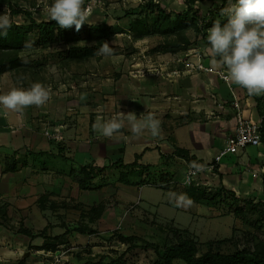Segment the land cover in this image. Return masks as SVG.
I'll list each match as a JSON object with an SVG mask.
<instances>
[{"label": "crops", "instance_id": "crops-1", "mask_svg": "<svg viewBox=\"0 0 264 264\" xmlns=\"http://www.w3.org/2000/svg\"><path fill=\"white\" fill-rule=\"evenodd\" d=\"M203 44L204 48L198 50L203 51L204 63L215 69L222 68L212 63V56L204 42L202 46ZM179 55H183V52L164 53L157 59L150 60L152 61L150 65L156 67L168 63L167 66H163L162 73L134 75L131 73L130 76L122 73L117 76L110 101L113 105L111 109L101 106L102 98L72 99V102L81 108L67 107L68 112L66 111L62 118L58 117L55 110L47 115L34 114L29 110L32 107H28V110L26 108L22 113L9 112L5 116L4 110L0 108V201L6 205L4 215L15 217L16 223L35 232L48 227V234L60 233L64 229L56 225V220H51V217L58 213L49 205L51 200L56 198L57 194L54 191H57V184L66 182V178L77 183L73 169L89 161L96 168L107 166L115 168L116 171L118 168L112 166L113 162L121 158L124 163H130L136 160L137 155L139 164L149 165L154 173H163L171 177L172 188L165 189L152 184H129L128 187H122L121 182L116 180L97 189H82L77 183L80 190L79 200L86 204L91 203L90 206H97L104 200V196L99 198L91 194L89 197L82 192H98L111 186L112 191L109 193L116 196V200L134 201L135 198H140L142 186L149 185L163 189L167 193L166 200L159 202L158 210L166 206L174 209L172 213L180 209L191 212L192 205L187 208L176 207L169 201V192L181 194L184 193L183 187H187L181 181H175L173 175L176 171L185 173L193 162L210 163L214 160L226 138L235 130L236 110L233 105L235 97L245 117L253 121H264V98L258 102V98L264 95H249L246 89L231 82L227 83L216 72H182L179 75L167 76V73L177 65L172 58ZM139 62L145 64L146 60ZM89 102L93 103L89 105ZM95 103L96 106L93 105ZM120 111L125 113L134 111L137 117L141 114L145 116L153 114L161 121V136L153 137L145 130L137 137L126 126L121 134L107 138L93 129V124L98 118L108 120ZM87 112L93 114L88 116ZM45 128L50 130L46 131ZM57 135L60 137H55ZM176 148L184 149L187 153L177 152ZM14 153L20 158L18 169L3 172L4 164ZM25 153L32 154L26 156ZM110 153H118L119 157L113 161ZM57 156L69 159L71 165L56 166L52 160ZM191 156L194 157L193 161L189 160ZM106 159L109 161L108 165L105 164ZM104 172L105 170L103 174ZM253 173L257 175L254 176ZM263 174L262 139L259 145L241 147L237 152L225 155L218 163L214 174H200L197 177L199 185L192 187L217 189L222 186L235 192L239 197H253L259 200L264 199ZM134 187L138 188L136 194L131 192ZM187 196L192 199L195 207L201 205L200 202H194L195 193H188ZM97 211L95 221L102 225L107 222V228H111L116 222L117 212L113 210L109 214L102 209ZM194 211L193 218L202 212L201 207L200 210ZM94 225L90 224L96 227ZM8 231L0 230V264H3L4 260H9L19 250L28 254L23 251L27 244L40 245L43 242L41 236L30 238L24 233H17L18 246L14 247L19 250L9 248L6 245L11 237ZM26 263L28 264L27 258Z\"/></svg>", "mask_w": 264, "mask_h": 264}, {"label": "rangeland", "instance_id": "rangeland-1", "mask_svg": "<svg viewBox=\"0 0 264 264\" xmlns=\"http://www.w3.org/2000/svg\"><path fill=\"white\" fill-rule=\"evenodd\" d=\"M144 1L147 0H85V5L90 12V23H101L104 20H108L115 21L118 25L120 24L127 27V23L130 20L129 17H117L123 15L125 10H131ZM154 1L159 2L172 11H181L185 7L184 0ZM195 1L202 12H206L207 8L211 5L210 0ZM12 2H14L17 7L27 10L36 20H48L45 9L52 0H12ZM232 2H234V0H232ZM227 4L228 0L226 6ZM4 10L10 14L13 21H26L24 14H11V9L7 4H0V14H3ZM135 17L137 16H130V18ZM224 21L225 18L221 17V22L223 23ZM186 34L191 40H194V44L190 45L184 51L180 50L178 52L184 53L188 51L189 48H204V44L202 46V42L204 41L197 37L193 29L186 30ZM172 37L173 36L165 37L161 35H151L135 39L131 31L126 29L108 38L109 43L113 45L114 49V54L112 56L103 57L93 55L85 57L82 60H65L62 59L60 54L62 51H65L71 43L84 44L86 41L83 40L71 43L57 41L45 48L23 50L21 55L26 56L28 59H43L44 62L38 67L21 68L3 73L0 76V94L7 92L12 87L27 88L32 83L39 82L51 89V99L43 107L31 106L32 108H29V110L34 114L38 113L40 115L41 113V115H47L53 113L55 110L57 111L58 117L62 118L68 112L67 107L74 106L78 109L81 108L80 105L72 102V99L80 98L81 100L102 98L103 104L101 106L111 109L113 105L110 101L114 92L116 77L122 73L127 76L136 73L139 74L136 71L137 68L147 69L152 63V61H150L151 59H157L158 56L164 54L156 50V47L166 39L170 40ZM193 45L195 47H193ZM140 60H146V63H148L142 64V62H139ZM90 103L93 102H89V105ZM93 105L96 106V103ZM107 111H110V113L112 112V110ZM87 113L88 116L93 114V112ZM45 130L47 131L50 129L45 128ZM47 136H49L48 133ZM117 154L118 153H110V156L113 157V161L119 157ZM126 158H128V155H126ZM52 161L53 164L58 167H69L71 165L69 159L60 156L55 157ZM105 161V164L108 165V159ZM116 171L118 172V170ZM116 171L115 168L107 167L104 175H106L110 182H116L118 176ZM183 175L184 173L181 171H176L173 175V179L180 182ZM65 181L66 182L57 184V191H54L53 188V191L57 195L55 199L51 200L49 205L53 207L54 211L58 214L52 216L51 220H56V225H59L64 230L66 226L73 227L78 224L90 226V224H95L94 226L96 227L94 228H96L97 232L83 233L82 235L78 232L71 231L66 237L67 243L59 244L58 250L56 251L37 249L36 244L29 243L23 249V251L28 252V254H24L21 250L17 249V247H14L18 246L17 239L19 235H17V233H21L15 230V226L18 227L22 224L16 223L15 217H7V220L9 219V224L14 226V228L12 227L13 230L8 229L7 224L4 225L1 223L2 219H6V215H4L6 205L0 201V230H10L8 233L11 237L6 245L9 246V248L19 250L13 254L9 260H4L3 264H27L26 258L28 264H65L68 262L77 264L86 259H96L100 255L106 258L115 257L125 249L126 245L119 242L115 236L112 235L114 231H120L125 234H137L142 237L143 241L157 244L160 248L164 247L165 244L176 242L180 236L193 237L199 242L202 249L206 247L203 243L209 239L232 237V241H226L219 245L224 251H233L236 247L252 244L254 241L264 238V225L255 228L253 227L254 225L252 226L253 223L250 222L247 224L241 220L240 217L235 216L233 212L229 211L231 206L229 201L231 202L233 200L225 197L226 195L222 197L218 196L216 199H212L207 203L200 202L201 205L196 207L192 204L190 207L191 212L180 209L177 212L175 211L176 213H172L174 209L170 207L162 206L159 210L157 209L159 202L166 200L165 197L167 193H165L163 189L149 185L142 186L139 192L140 198H135L134 201H127L124 199H120L119 201L116 200V196H112V194L109 193L112 191L111 186H107L98 192H82V194L89 197L92 196L91 194L99 198L104 196V200L100 202V204L102 203V211L104 210L109 213L115 210L117 212L116 222L111 228H107V222L102 225L95 221L98 211L90 210L89 207H91V203L86 204L79 200L78 193L80 190L77 183L73 180L70 181L68 178H66ZM128 185L127 183L121 182L122 187H128ZM182 190L187 194L196 193L194 187L191 186L183 187ZM205 191L208 194H213V192H216V188H205ZM131 192L132 194H136L138 188L134 187ZM204 205H210V207L207 208ZM232 205L239 206V203L236 202ZM200 207L202 212L193 218L194 210H200ZM54 230L55 229H51V231ZM47 233H49L48 227ZM128 255L131 264H154L153 261L156 258V254L152 248H137L129 252ZM173 264L185 263L176 259Z\"/></svg>", "mask_w": 264, "mask_h": 264}, {"label": "trees", "instance_id": "trees-1", "mask_svg": "<svg viewBox=\"0 0 264 264\" xmlns=\"http://www.w3.org/2000/svg\"><path fill=\"white\" fill-rule=\"evenodd\" d=\"M211 5L206 12H202L201 8L196 4L195 0H184L185 7L181 11H172L154 0H147L139 3L131 10H125L122 16L129 17L127 27L118 25L115 21L104 20L101 23L85 24L79 32L75 31L74 26L70 29H62L55 21L36 20L31 14L20 7H17L12 0H0V4H7L11 9V14L22 13L26 17L24 22L12 21V27L8 30L7 37H0V76L8 71L21 68L38 67L44 61L39 58L28 59V63L23 64L20 57L21 52L27 49H40L48 45L60 41L64 43L77 42L78 40L86 41L84 44H70L61 52L62 59L65 60H82L85 57L95 55L98 48L103 42H108V38L118 32L126 29L131 31L135 39L144 38L151 35L173 36L170 40H165L156 48L163 53H176L184 51L190 45L194 44L186 34V30L193 29L197 37L204 41L207 48L210 45L207 42V28L215 21H221L220 10L226 6L227 0H210ZM136 15L135 18L130 16ZM11 17V16H10ZM33 41L31 48H25V42ZM92 41V42H91ZM91 42V43H90ZM113 48V45L109 43ZM264 96L258 98V102ZM258 108L259 103H258ZM261 134L264 140V121L261 122ZM177 152L187 153L186 150L176 148ZM17 153V152H16ZM12 154L4 164L3 172L15 171L18 169L19 156ZM32 153H25L28 156ZM136 160L130 163H124L121 158L112 163V166L118 168V176L116 180L132 185L152 184L165 189L172 188L171 177L165 176L163 173H154L150 170L149 165L139 164ZM194 157H190L193 161ZM107 166H93L90 162L75 167L73 171L76 173V181L82 189H97L104 185L110 184L103 171ZM157 174V175H156ZM98 178V179H97ZM263 193H264V174H263ZM101 179V180H100ZM192 187V186H191ZM197 202H210L218 196L226 195L233 201H229V211L241 220L255 228L262 227L264 224V199L256 200L253 197H239L235 192L226 190L219 186L216 192L208 194L205 188L194 187ZM201 195V196H200ZM239 206H233L234 203ZM241 203V204H240ZM90 210H101L102 204L89 207ZM2 219L1 223L6 225L8 229L13 230L8 220ZM15 230L28 235L30 238L41 236L43 242L37 245V249L58 250L59 244L67 243V235L71 231L78 233H95L96 228L78 224L73 227H67L60 234L50 235L47 228L39 231H32L27 227L15 226ZM113 236L126 245L125 249L115 257H104L100 255L96 259H86L77 264H131L129 252L137 248H152L156 254L154 264H173L174 260L179 259L185 264H264V238L254 241L252 244H245L236 247L233 251H224L219 245L226 241H232V237L223 239H209L203 244L205 248L197 240L190 236H180L176 242L165 244L160 248L157 244L147 243L137 234H125L120 231H114ZM75 264V263H65Z\"/></svg>", "mask_w": 264, "mask_h": 264}, {"label": "clouds", "instance_id": "clouds-1", "mask_svg": "<svg viewBox=\"0 0 264 264\" xmlns=\"http://www.w3.org/2000/svg\"><path fill=\"white\" fill-rule=\"evenodd\" d=\"M48 21L62 29L74 26L79 32L85 24H90V12L85 0H52L45 9ZM220 15L225 18L222 23L215 21L207 28L208 48L212 63L226 69V79L247 90L249 95H264V0H228L221 8ZM12 27L10 14L4 10L0 14V37H7ZM33 41L25 42V48H31ZM114 49L108 42H103L95 55L109 57ZM23 64L28 63L26 56L20 57ZM51 99V89L35 82L29 87H12L0 94V108L4 115L9 112L22 113L26 108L43 107ZM128 127L134 136H140L145 130L153 137L161 136V121L153 114L139 117L134 111H120L108 120L97 119L93 129L104 137L112 138L121 134ZM204 165L193 162L189 165L184 183L190 184L192 175L203 171ZM169 201L176 207L187 208L193 201L187 194L168 193Z\"/></svg>", "mask_w": 264, "mask_h": 264}, {"label": "built area", "instance_id": "built-area-1", "mask_svg": "<svg viewBox=\"0 0 264 264\" xmlns=\"http://www.w3.org/2000/svg\"><path fill=\"white\" fill-rule=\"evenodd\" d=\"M174 63H177L175 67H173L168 73L167 76H174L179 75L182 72L185 73H192L195 71H204V72H216L224 81L229 83L226 79V71L222 68L215 69L212 66L204 63L203 61V51H199L198 49L189 48L188 51H185L183 55L176 56L172 58ZM168 63H165L163 66H167ZM163 66L159 65L147 67V69L142 68L138 69L137 72L139 74H158L162 73ZM233 105L236 110V127L234 132L229 135L224 144L222 145L219 152L215 155L214 160L210 163H196L200 165H204L205 168L203 171L197 172L196 174L192 175L191 183L185 184V176L189 173V167L185 171L181 183L185 186H198L199 181L197 177L200 174H214L218 163L221 159L228 154H232L237 152V150L241 147H246L250 145H259L262 142V134H261V121H253L250 118L244 116L242 108L240 106L239 101L237 98H234ZM55 137H60L59 135ZM253 175H257V173H253ZM58 260V259H57Z\"/></svg>", "mask_w": 264, "mask_h": 264}]
</instances>
